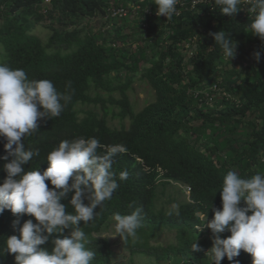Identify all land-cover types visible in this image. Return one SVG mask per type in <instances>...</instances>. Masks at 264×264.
I'll use <instances>...</instances> for the list:
<instances>
[{
  "label": "trees",
  "instance_id": "obj_1",
  "mask_svg": "<svg viewBox=\"0 0 264 264\" xmlns=\"http://www.w3.org/2000/svg\"><path fill=\"white\" fill-rule=\"evenodd\" d=\"M150 2L0 0V63L25 70L29 79L50 80L72 96L59 117L40 121L39 130L23 140L26 149L40 151L26 170L43 173L47 154L65 139L95 137L104 146L98 149L101 154L111 145L126 148L113 158L119 187L112 199L96 209L93 221L80 222L90 241L87 247L96 254L92 264H112L114 245L102 233L115 223V213L127 215L137 208L142 227L135 239L123 241L131 252L153 257L155 264H212L207 256L212 232L196 231L197 213H208L211 221L214 209L222 208L220 190L229 170L242 178L264 174V41L249 27L255 15L242 9L231 17L219 6L213 11L200 6L167 23L146 13L157 10ZM119 8L128 9L126 17L111 16ZM99 18L105 20L102 29L93 25ZM37 25L50 31L46 42L32 34ZM220 30L236 42L231 61L209 35ZM195 35L197 54L186 63L181 50ZM255 52H260L259 61ZM137 82L148 85L154 97L139 112L129 96ZM109 117L118 119L120 127H112ZM4 143L0 139V184L6 178ZM121 171H127L126 180H119ZM174 183L190 188L188 201L177 210L159 208V188ZM72 195L61 201L69 212ZM17 219L20 226L28 219L36 222L7 209L0 214V264H16L14 254L4 252V241L19 237L13 227ZM165 229L175 231L176 244L151 245ZM56 235L41 247L51 249ZM196 239L201 251L191 249ZM236 261L252 264V256L241 250L221 264Z\"/></svg>",
  "mask_w": 264,
  "mask_h": 264
},
{
  "label": "clouds",
  "instance_id": "obj_2",
  "mask_svg": "<svg viewBox=\"0 0 264 264\" xmlns=\"http://www.w3.org/2000/svg\"><path fill=\"white\" fill-rule=\"evenodd\" d=\"M178 2L154 0L156 15L171 20L178 14ZM214 2L222 14L231 17L241 9L242 3L250 5L248 10L255 16L249 27L254 36L264 41V0ZM209 35L214 37L224 58L231 61L237 48L231 33L220 30ZM253 55L260 60V52ZM66 88H71V82ZM71 99V94L59 92L50 80L29 79L25 70L0 63V139L5 141L7 152L2 157L6 178L0 184V214L7 209L17 216H33L36 221L28 219L22 226L19 219L13 221V227L20 235H11L4 241V252L14 254L16 264H92L96 254L87 247L90 241L80 222L93 221L96 209L111 200L119 187L112 170L113 158L126 148L120 144L111 145L101 154L98 149L104 146L95 137L62 140L47 154L49 166L43 173L39 168L26 170L25 165L39 156L40 151L38 148L26 149L23 140L39 130L40 121L59 117ZM127 177V171L120 172L119 180ZM46 181L54 187L50 188ZM179 186L190 196V188ZM73 192L72 211L69 212L61 201ZM220 192L222 208L214 209L211 221L208 213H197L196 231L208 228L212 232V247L207 256L212 264H221L225 257L233 261L244 250L251 254L252 264H264V174L258 172L251 178H242L236 171L229 170L223 177ZM141 211L137 208L131 214H114L115 231L123 241L137 237L142 227ZM65 230H69L66 235ZM225 232L231 235L221 238ZM53 234L57 235L51 239V249L41 247ZM191 249L202 250L197 239Z\"/></svg>",
  "mask_w": 264,
  "mask_h": 264
},
{
  "label": "rangeland",
  "instance_id": "obj_3",
  "mask_svg": "<svg viewBox=\"0 0 264 264\" xmlns=\"http://www.w3.org/2000/svg\"><path fill=\"white\" fill-rule=\"evenodd\" d=\"M151 4L150 0H146L143 4ZM154 3V2H153ZM104 19H97L93 22L97 28L102 29L101 25L104 23ZM87 22H83L82 25L86 26ZM32 34L39 36L44 42L47 41L50 31L44 25H37ZM1 61V59H0ZM133 90L129 92L130 100L134 106L135 112L142 110L149 102L153 101V91L146 84H140L139 82L133 85ZM85 108V107H80ZM92 108V107H91ZM88 109V107H87ZM109 122L112 127H120V121L118 119L112 120L109 117ZM159 200L157 202L159 208L166 210H177L180 203L188 201V192L184 187L173 184L166 187H160ZM173 205L175 207H173ZM115 223H110L109 226L103 231V236L108 237L113 242L114 257L112 264H155L156 260L153 257H149L140 252H131L129 245L123 242V238L115 231ZM176 233L168 229L162 230L160 234L151 240L153 246H168L176 244Z\"/></svg>",
  "mask_w": 264,
  "mask_h": 264
},
{
  "label": "built area",
  "instance_id": "obj_4",
  "mask_svg": "<svg viewBox=\"0 0 264 264\" xmlns=\"http://www.w3.org/2000/svg\"><path fill=\"white\" fill-rule=\"evenodd\" d=\"M140 3L145 2L146 0H139ZM46 4L51 3V0H45ZM200 6L202 7H208L210 9V11H213L217 5L215 4L214 0H179L178 4H177V13L176 15H174L172 17L177 19V18H181L184 14H187L188 12H193L195 10H197V8H199ZM130 7H135L134 5H130ZM241 9L244 11V13H249L251 15H255L254 12H250L248 9L251 7L250 5H248L247 3H242V5L240 6ZM137 8L139 9L140 6H137ZM157 11V10H156ZM156 11L154 13H152L149 10H146V13L151 15V16H155L156 18L161 19L162 21H165L167 23H169L171 20H167L166 17L164 16H157L156 15ZM128 9L125 8H119V9H112L111 11V16L112 17H126L128 14ZM200 32H202V30H199ZM198 36L195 35L194 37H192L191 40H189V42L185 43V47L182 48V53L186 56V63H188V61L190 59H192L196 54H197V44H196V40H197ZM181 46V45H180ZM223 97H227L230 98L229 94H227L226 92L222 93ZM207 98H209V96H206ZM209 103H212L211 99L209 98Z\"/></svg>",
  "mask_w": 264,
  "mask_h": 264
}]
</instances>
